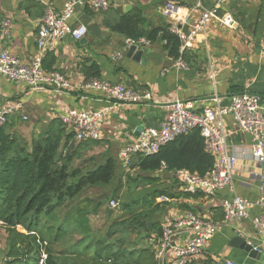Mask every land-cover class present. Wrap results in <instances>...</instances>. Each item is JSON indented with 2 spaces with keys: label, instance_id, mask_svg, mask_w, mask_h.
<instances>
[{
  "label": "crops",
  "instance_id": "0c3cea01",
  "mask_svg": "<svg viewBox=\"0 0 264 264\" xmlns=\"http://www.w3.org/2000/svg\"><path fill=\"white\" fill-rule=\"evenodd\" d=\"M68 1L0 0V25L4 19H10L13 25L10 37H3L0 31V49L8 50L23 64L30 65L33 59L40 56L38 33L46 7L51 6L61 12ZM169 1L172 0H124L108 12H97L89 6L79 7L69 22L74 27L87 26L86 36L81 41L67 36L50 44L43 52L44 68L59 71L74 86L87 81L88 73H91L89 68L97 65L101 69L102 79L152 94L149 102L130 106L119 104L105 116L102 139L86 154L87 158L95 157L98 165L101 164L97 161L100 155L104 157L102 163L109 159L121 160L122 149L136 141L147 127L158 128L165 118L166 104L176 99L192 102L196 111L201 113L207 106L218 105L212 101L216 96L220 98L219 105L227 107L233 96L248 92L260 95L264 108V54L261 51L264 41V0H230L221 8L219 16L231 13L235 27L226 26L218 20L212 21L207 33L198 38L194 47L183 53L189 70L175 68L176 60L165 49L166 42L161 37L148 47L138 48L144 51L142 61L128 58L125 49L130 39L110 31L106 19L113 16L112 11L120 13V7H130L123 14L134 9L141 10L147 20V28L170 25L171 21L161 13ZM215 1L199 0V11L211 8ZM173 2L183 9L198 4L189 0ZM156 43L159 44L154 46ZM116 52L122 55L115 60L113 56ZM16 101H22L24 109L10 118L7 123L9 133L28 142L46 133L52 123L62 122V116L70 110L93 111L113 105L109 98L99 92H85L78 88L70 93H57L52 89L33 90L26 84L0 76V107ZM23 116H27V120ZM225 122L228 144L232 153L239 158L233 173L232 189L213 197L185 193L181 190L177 173L163 168L159 174L153 175L159 177V181L146 183L150 186L149 193L154 191L151 187L161 185V188H167L162 190L174 195V198H169L170 206L168 215L163 219L164 224L187 210L221 223L220 232L205 251L212 258L222 264L227 260L239 264H264V253L259 260H255L245 251L232 246L235 238L261 244L253 218L264 214V208L256 205L264 163H258L250 154L254 144L252 136L239 131L232 116H227ZM133 170L139 171L137 168ZM169 185H175V189H168ZM234 195L249 200L254 206L248 219L223 226L222 201Z\"/></svg>",
  "mask_w": 264,
  "mask_h": 264
},
{
  "label": "trees",
  "instance_id": "16d2710c",
  "mask_svg": "<svg viewBox=\"0 0 264 264\" xmlns=\"http://www.w3.org/2000/svg\"><path fill=\"white\" fill-rule=\"evenodd\" d=\"M112 15L106 19L110 31L151 43L161 37L174 60L181 56V43L169 32V25L147 28L139 9L128 14L114 10ZM89 70L90 79L101 78L97 65ZM97 144L92 140L76 142L74 131L58 121L30 142L12 137L9 124L0 127V223L7 233L4 264H39L44 254L48 256L46 264H158L155 245L162 234V215H167L170 206L158 198H174L168 191L143 195L141 203H123L120 211L125 216L105 232L93 231L89 219L101 203L93 209L77 205L64 218L58 216V211L69 207V202L78 199L85 189L107 186L115 178L112 159L98 165L92 157V164L76 167L75 161ZM135 158L130 168L149 173L145 179L150 183L159 181L153 175L163 166L170 173L186 169L204 176L216 161L206 149L200 130L179 137L157 155ZM119 197L120 192L115 191L113 199ZM189 264L222 263L205 252Z\"/></svg>",
  "mask_w": 264,
  "mask_h": 264
},
{
  "label": "built area",
  "instance_id": "2783aa9c",
  "mask_svg": "<svg viewBox=\"0 0 264 264\" xmlns=\"http://www.w3.org/2000/svg\"><path fill=\"white\" fill-rule=\"evenodd\" d=\"M124 0H69L61 12L47 6L38 33L40 56L33 59L30 65L23 64L16 56L6 49H0V76L15 83L26 84L33 90L52 89L57 93H70L71 90L81 89L85 92H99L104 94L113 105L108 108L93 111L70 110L62 116V122L75 133V140L100 141L103 136V119L117 108L119 104L140 105L152 100V94L139 91L123 84H114L102 78H92L74 86L63 74L57 70L48 71L44 68L43 52L59 40L72 36L81 41L88 33L85 25L74 27L70 20L77 9L89 6L97 12H107L114 5ZM198 2L199 0H189ZM230 0H216L209 9L199 11V2L192 8H180L173 1H169L161 9L163 17L171 21L169 32L175 35L181 43V56L175 61L178 70H189V65L183 58V53L194 47L198 38L207 33L212 21L218 20L226 26L234 28L236 22L231 13L219 16V10ZM198 15V16H196ZM191 21L188 23V21ZM188 30L185 31V26ZM3 37L12 35L13 25L10 19H4L0 25ZM126 48L137 46L145 48L151 42L145 38L138 41L128 40ZM264 54V41L261 47ZM122 55L116 52L113 59ZM217 106H207L198 113L192 102L176 99L166 104V115L158 128L147 127L139 138L126 145L120 152L124 167L132 164L137 156H154L161 149L179 137L188 135L194 130H200L206 149L215 157L213 168L204 176L183 169L177 171L181 190L185 193H201L207 197L233 188L234 170L238 163V156L233 154L228 144V131L225 118L232 116L237 129L248 133L254 141L251 156L258 163H264V108L263 98L255 93H242L231 98L229 106L219 105L220 98L213 100ZM24 109L22 101L10 102L0 107V127L6 125L10 118ZM27 120V116H23ZM166 169V166H163ZM170 201L168 197H160L159 202ZM258 207L264 208V175H261V185L258 188ZM224 212L223 226L249 218L254 206L249 200L240 196H232L222 201ZM119 207L116 200H112L110 208ZM253 226L261 238L258 246L264 250V214L253 218ZM221 229V223L203 217L187 210L183 214L163 225L159 242L155 245V255L158 264H189L201 257L209 248ZM258 250V247L256 248ZM47 255L44 254L39 264H46ZM225 264H239L227 260Z\"/></svg>",
  "mask_w": 264,
  "mask_h": 264
},
{
  "label": "rangeland",
  "instance_id": "374dc122",
  "mask_svg": "<svg viewBox=\"0 0 264 264\" xmlns=\"http://www.w3.org/2000/svg\"><path fill=\"white\" fill-rule=\"evenodd\" d=\"M119 36V35H117ZM122 37V36H120ZM159 43L154 44V46H157ZM87 156V155H86ZM86 156L82 158H78L76 162V167H85L92 164L93 162L96 163V159H94L93 162H91V158H87ZM97 161L102 164L104 161V157L101 155L97 158ZM115 165H116V176L113 179V181L103 187H93V188H87L83 193L79 196L78 199H75L73 202H69V207L62 208L58 211V216L62 219L65 217L66 213L71 208H76L78 206H86L89 205L91 209L96 207L99 203H101V207L98 211L94 212L91 210V214L89 215L90 219V225L92 227V230L97 232H105L110 225L116 221L119 217L125 216L123 212L120 211V207L123 203H129L132 204L133 202H142L141 197L143 195H147L149 193V187L146 183V180L143 178L149 177V173L147 172H139L137 170H133L129 167L122 169L123 162L119 159H116ZM164 182V181H163ZM154 184H152L153 186ZM172 186L169 185L170 189ZM154 191L156 190H162L167 189L166 187H162L161 185H154L153 187ZM175 189V185L172 187L171 190ZM115 191L120 192V197L118 199H113V194ZM110 199V200H109ZM112 200H116L120 206L112 210L110 208V203ZM133 205V204H132ZM114 212V213H111ZM166 214V213H165ZM168 215V214H167ZM167 215H162V217H166ZM163 221V220H162ZM20 229V228H19ZM22 231V230H21ZM23 232V231H22ZM79 237L76 235L75 239H78ZM6 242H7V233L5 228L0 223V264H4L5 256L4 251L6 249Z\"/></svg>",
  "mask_w": 264,
  "mask_h": 264
},
{
  "label": "water",
  "instance_id": "95a60500",
  "mask_svg": "<svg viewBox=\"0 0 264 264\" xmlns=\"http://www.w3.org/2000/svg\"><path fill=\"white\" fill-rule=\"evenodd\" d=\"M175 1V0H172ZM120 11V13H124V12H128L130 10L129 8L126 7H120L118 9ZM191 21L189 20V23ZM185 31L188 30V25L185 26ZM144 51L143 50H139L137 46L133 45L130 46L129 48L125 49V54L128 58H132L134 61L140 62L142 61V56H143ZM232 246L239 248L243 251H245L246 253L249 254L250 258L255 259V260H259L261 255L264 253V250L259 247L257 244H251L248 243L247 241H245L244 239L241 238H235L232 242ZM258 247V250H256V248Z\"/></svg>",
  "mask_w": 264,
  "mask_h": 264
}]
</instances>
